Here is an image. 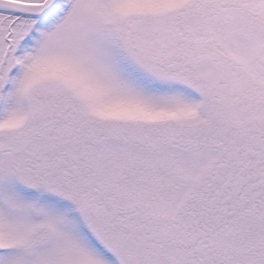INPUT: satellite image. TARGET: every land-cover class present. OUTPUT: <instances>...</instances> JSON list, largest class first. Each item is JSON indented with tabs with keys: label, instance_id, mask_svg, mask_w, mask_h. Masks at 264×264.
<instances>
[{
	"label": "snow or ice",
	"instance_id": "6c2138e0",
	"mask_svg": "<svg viewBox=\"0 0 264 264\" xmlns=\"http://www.w3.org/2000/svg\"><path fill=\"white\" fill-rule=\"evenodd\" d=\"M0 264H264V0H0Z\"/></svg>",
	"mask_w": 264,
	"mask_h": 264
}]
</instances>
